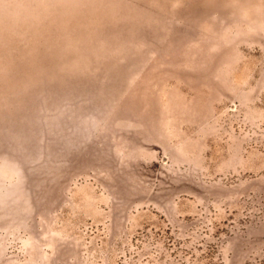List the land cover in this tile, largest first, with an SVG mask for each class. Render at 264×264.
<instances>
[{
	"label": "rangeland",
	"instance_id": "obj_1",
	"mask_svg": "<svg viewBox=\"0 0 264 264\" xmlns=\"http://www.w3.org/2000/svg\"><path fill=\"white\" fill-rule=\"evenodd\" d=\"M0 264H264V0H0Z\"/></svg>",
	"mask_w": 264,
	"mask_h": 264
}]
</instances>
